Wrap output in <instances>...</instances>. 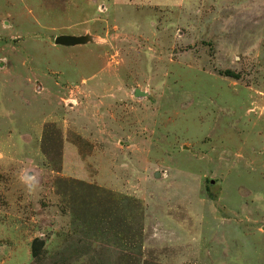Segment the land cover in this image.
<instances>
[{
    "label": "rangeland",
    "instance_id": "1",
    "mask_svg": "<svg viewBox=\"0 0 264 264\" xmlns=\"http://www.w3.org/2000/svg\"><path fill=\"white\" fill-rule=\"evenodd\" d=\"M0 264H264V0H0Z\"/></svg>",
    "mask_w": 264,
    "mask_h": 264
},
{
    "label": "water",
    "instance_id": "2",
    "mask_svg": "<svg viewBox=\"0 0 264 264\" xmlns=\"http://www.w3.org/2000/svg\"><path fill=\"white\" fill-rule=\"evenodd\" d=\"M53 42L55 45H60V46H75L77 44H80L82 40L74 38L72 36H57L54 38ZM138 94L141 93L135 92V95Z\"/></svg>",
    "mask_w": 264,
    "mask_h": 264
},
{
    "label": "clouds",
    "instance_id": "3",
    "mask_svg": "<svg viewBox=\"0 0 264 264\" xmlns=\"http://www.w3.org/2000/svg\"><path fill=\"white\" fill-rule=\"evenodd\" d=\"M22 181L27 185V191L29 194L35 192L36 188L38 187V181L34 176H25L21 178Z\"/></svg>",
    "mask_w": 264,
    "mask_h": 264
}]
</instances>
